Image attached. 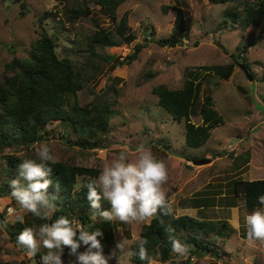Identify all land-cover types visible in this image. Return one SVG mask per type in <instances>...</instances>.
<instances>
[{
  "label": "rangeland",
  "instance_id": "1",
  "mask_svg": "<svg viewBox=\"0 0 264 264\" xmlns=\"http://www.w3.org/2000/svg\"><path fill=\"white\" fill-rule=\"evenodd\" d=\"M25 2L26 14L20 16L19 4L0 0V82L5 64L14 58H27L33 43L41 37L43 29L37 25V18L42 14L52 12L60 19H50L45 27L51 33L60 35L58 54L72 59L79 68L86 61L80 55L86 56L84 52L89 36L96 30H113L116 27L109 16L89 0ZM85 3L92 9L91 16L75 23L69 21L65 9L85 6ZM233 5H214L209 0H126L118 10V21L127 15L136 40L120 47L99 50L111 59L103 65L97 81L88 85L77 97L79 104L85 106L97 96L107 93L106 98L112 104L115 115L111 119L110 131L100 137L101 147L90 151L70 146L62 139V136L70 137L68 128L54 122L42 132V141L30 149L0 148V186L7 178L6 156L38 160L41 142L49 145L58 162L100 170L105 162H110L121 151H126L129 159L135 160V149L143 143L168 167L169 179L164 190L174 207L202 205L206 211L204 220L227 221L233 229L229 238L211 239V254L193 255L190 251L183 264H264V243L248 241L244 217L250 211L241 197L235 198L232 189L233 182L238 179L255 181L264 176V32L256 26L244 31L234 24L226 17L227 9ZM163 6L181 8L189 23L191 30L181 46L161 47L156 43L172 34L177 15L175 10L165 14ZM139 46L144 48L136 60L113 69V65L118 61L125 62ZM231 63H234L235 69L227 80L201 73L200 103L211 95L215 100V109L224 118V124L212 130L211 138L203 147L191 149L186 144L185 122L175 121L159 106L153 89L158 85H165L171 90L181 89L187 70ZM242 65L246 71L241 68ZM191 121L196 125L202 123L200 117H192ZM70 140H75V135ZM187 156L198 161H187ZM249 156V163L237 170L236 164ZM241 157L243 160L237 161ZM231 203H236V206L230 207ZM10 208L14 210L11 214L8 211ZM17 215L23 216V224L32 217L12 198H0V222L3 219L6 223V227L0 228V264H39V255H43L45 250L41 249L36 257L31 258L16 243L15 235H10L7 226L17 224ZM191 216H195V212ZM236 222L240 224L239 229L232 227ZM114 223V246L103 252L108 257L116 250V256L109 259V264H117L121 255L116 249V244L122 239L120 232L132 246L146 225ZM38 227L35 225L33 229ZM67 250L62 257L64 264H70L74 259ZM85 250V246L79 249L81 252ZM157 260L154 264H161ZM131 264L135 263L131 260Z\"/></svg>",
  "mask_w": 264,
  "mask_h": 264
},
{
  "label": "trees",
  "instance_id": "2",
  "mask_svg": "<svg viewBox=\"0 0 264 264\" xmlns=\"http://www.w3.org/2000/svg\"><path fill=\"white\" fill-rule=\"evenodd\" d=\"M9 1L19 4L20 16L26 14L25 0ZM209 1L214 5L234 4L227 9L226 17L244 31L256 26L262 33L264 32V0ZM89 2L100 7L116 27L113 30L99 29L89 36L87 49L84 52L86 56L80 55L86 59L82 68H79L72 59L58 54L60 35L51 33L45 27L49 25L50 19L60 21L52 12L38 16L37 25L43 31L41 37L33 43L28 57L14 58L5 64L3 79L0 82V148L3 146L30 149L42 141V132L54 122L66 126L71 133V138L75 135V140H70L69 136H62V139L70 146L90 151L101 147L99 146L100 137L110 131L111 119L115 115L112 104L106 98L107 93L97 96L92 103L85 106L79 104L77 97L88 85L97 81L102 73L103 65L111 59L109 55L99 50L131 44L136 37L131 33L127 15L118 21V10L126 0H89ZM241 6L244 8L242 9ZM162 10L165 14L175 10L177 15L172 34L157 40L156 43L161 47L181 46L191 30L183 10L176 6H163ZM65 13L67 19L75 23L82 18L90 17L92 9L88 3H85V6L66 8ZM143 48L144 46L137 47L125 62L118 61L113 65V69L136 60ZM75 53L79 52L75 51ZM234 69V63L200 66L186 71L184 86L181 89L171 90L165 85H158L153 89L159 106L175 121L185 122L186 144L189 148L203 147L211 138L212 130L224 124V118L215 109V100L211 95L206 96L200 103L203 86L201 73L213 74L227 80L233 75ZM192 117H200L202 123L194 124L191 121ZM186 159L198 161L197 158L189 156ZM22 160L15 155L6 156L7 178L0 186V198H12L9 183L17 178L18 165ZM239 160L243 158H238L237 161ZM249 160L250 156L242 163L236 164L235 168L239 170L249 163ZM49 166L53 169L49 177L53 183L48 191L57 197L55 201L57 210L52 220L65 215L73 221L74 225L83 224L90 231L99 229L103 235L98 236L97 239L101 241L103 252L109 251L114 246L116 224L99 220L94 222L93 210L87 201V189L77 186L97 177L101 170L62 161ZM232 189L235 198L241 197L246 208L251 212L261 207L257 198L264 195V177L255 181L238 179L233 182ZM12 200L17 203L14 198ZM229 206L235 207L236 203H231ZM110 207L106 201H101V210H110ZM163 219L165 224L170 223L176 229V235L182 242L191 246L190 251L193 255L211 254V239L216 241L218 238L226 239L233 233L227 221L201 220L190 215H181L178 219L173 217ZM48 222L32 216L31 220L25 224L17 222L15 226H7V228L15 235L14 240H16L24 228H34L35 225L40 226ZM140 237L148 240L146 247L154 260L158 259L157 261L161 264L175 263L171 244L159 220L152 221L150 225H144ZM135 246L134 243L132 248ZM131 260L135 264H143L136 256L131 257Z\"/></svg>",
  "mask_w": 264,
  "mask_h": 264
},
{
  "label": "clouds",
  "instance_id": "3",
  "mask_svg": "<svg viewBox=\"0 0 264 264\" xmlns=\"http://www.w3.org/2000/svg\"><path fill=\"white\" fill-rule=\"evenodd\" d=\"M135 151V160H130L128 153L121 151L110 162L104 163L97 177L77 186L87 189V201L93 210L94 222L150 225L152 221L159 220L171 244L175 264H183L184 259L190 256L191 246L182 242L176 235V229L170 223L165 224L163 218L178 219L181 213L194 215V210L179 209L169 202L164 190L169 179L165 161L157 159L143 143ZM37 155L38 160L24 159L20 162L17 178L10 181L9 187L12 198L23 211L49 222L36 229L24 228L16 237V243L31 258L44 249V254L39 256V264H64L65 248L69 249V256L74 257L70 264H109V259L116 256V250L108 257L104 255L101 241L97 239L103 235L99 229L90 231L83 224L74 225L65 215L52 220L57 210V197L48 191L53 183L49 178L53 169L49 165L58 160L46 142L40 143ZM257 199L261 207L244 217V226L249 242L264 243V195ZM101 201L110 204V210H101ZM8 211L10 214L14 212L11 208ZM15 219L23 223V216L17 215ZM4 227L6 223L0 222V228ZM232 227L239 229L240 224L233 223ZM120 233L122 239L116 244V249L121 255L117 264H131L133 256L143 264H154V258L146 247V238L138 237L135 248H132L129 239ZM81 246H85L86 250L79 251Z\"/></svg>",
  "mask_w": 264,
  "mask_h": 264
},
{
  "label": "crops",
  "instance_id": "4",
  "mask_svg": "<svg viewBox=\"0 0 264 264\" xmlns=\"http://www.w3.org/2000/svg\"><path fill=\"white\" fill-rule=\"evenodd\" d=\"M264 177V176H263ZM180 209H189V210H194V212H195V216H193V217H197V218H199V219H201V220H204V214H205V212H204V210H205V207L204 206H202V205H193V206H183V207H180ZM232 209V208H231ZM189 215V214H188ZM197 215V216H196ZM191 216V215H190ZM234 216H236L235 214H234Z\"/></svg>",
  "mask_w": 264,
  "mask_h": 264
},
{
  "label": "water",
  "instance_id": "5",
  "mask_svg": "<svg viewBox=\"0 0 264 264\" xmlns=\"http://www.w3.org/2000/svg\"><path fill=\"white\" fill-rule=\"evenodd\" d=\"M241 68L244 69V70L246 71V67H245L244 65H242ZM249 78L252 79L251 76H250ZM195 163H196V162H195ZM187 168H191V167H190L189 165H187ZM1 221L4 222L3 219H2ZM10 235H11L12 237H14V234L10 233Z\"/></svg>",
  "mask_w": 264,
  "mask_h": 264
}]
</instances>
